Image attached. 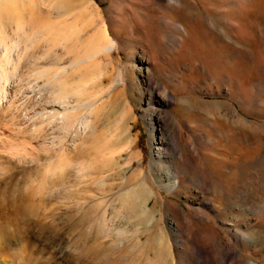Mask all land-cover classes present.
Here are the masks:
<instances>
[{
	"label": "rangeland",
	"instance_id": "374dc122",
	"mask_svg": "<svg viewBox=\"0 0 264 264\" xmlns=\"http://www.w3.org/2000/svg\"><path fill=\"white\" fill-rule=\"evenodd\" d=\"M193 1L191 0L192 3H194ZM157 2L160 4L158 5ZM157 2H154V0H0V76L4 77L1 79H6L5 76H7L6 80L9 82L8 88H6L9 94L6 92L5 99L2 94L0 116L2 118L6 117V113L10 110L17 111L14 116L18 114L17 118H14L15 121L18 119V123L14 120V124L9 121V124H7L8 122L5 123V120L0 121V129H2V124L4 125L3 132L0 134V238L3 237L5 230L12 231V229L16 231L15 235L17 236L14 240L12 239L13 241L7 239L5 240L6 242L0 241V264H16V262L17 264H114L115 260L113 261L112 258L117 256L115 249L118 246H115L117 243L113 239L114 244L112 243L111 245L110 242H112L111 238L117 235L115 233L104 234V231L105 229H116V227L110 225L111 227L108 228V226L104 225V222L109 221L114 212L117 217L116 219L113 215L116 220L114 222H117L118 219L120 222L124 220L130 226V218L128 220L126 215L123 218L122 216L124 215L119 211H110V213L105 214L106 216H102L103 214L100 212L102 204H99L98 200L95 201L96 198L94 197L86 198L85 195L90 194L91 190H86V187H84L85 182L77 170L88 165L103 164V162H108L111 157L115 155L117 157L118 154L121 158L126 159L130 147L136 153L128 166V172L133 171L135 168H140L144 171L149 169L152 149L144 120V112L142 111L146 106L148 86L142 80V73L138 71L142 63L151 68L153 81L161 83L169 94L174 95L178 100L167 104V109L171 110L172 115L175 117L171 118L173 120L171 122L175 123L176 118H181V125H183L182 134L194 144V148H190L186 147L185 142H181L182 156L171 144L167 161H179L178 167L185 182L187 180V182L191 181V185H195L201 190V193L198 194L197 199L191 201L182 187L181 191L178 189L175 192L160 187L152 175L156 191L159 190L165 200L176 202L184 210H187V213L193 219L195 218L192 220V226L198 227L197 231L198 236L200 235V240L203 243L205 242V244L207 243L206 245L213 251L212 253L217 259L225 260V253L236 251L241 247V251L250 254V250L244 248L249 245L256 251V255L252 253L248 255L253 258L256 257L255 259L260 261V264H264V229H262L264 225L258 224L249 228L254 225L251 223H256L259 220L264 223V141L260 142L262 141L261 139L257 140L254 137L241 139L235 125L231 121H226L225 123V120L218 118L214 111L209 108V105H206V107L209 106L207 109L206 107L205 109L196 107L188 113H181L182 110L177 108V106L180 108L182 104L188 107L189 104L185 102H187L189 97H200L206 100L221 98L232 101L223 94L209 93V83L212 84L213 81L209 78L204 80L203 76L200 75V71H197L198 69L188 68L184 66L186 65L184 62H192L193 64L198 62L213 63L214 69L220 67L237 74L247 87H251L252 84L258 81L256 68L250 61L235 56L227 57L223 55L227 50L224 42L218 39L215 34H212L213 32L204 26L202 22L195 21L185 15L181 17L179 15L180 12L170 9L167 5L168 3L164 0H157ZM195 2H197L195 4L200 9L202 16L210 17V21L216 19L219 24L223 25L224 17L238 18L242 26L237 33H239V36L242 35L241 39L244 42L249 44L254 56V62L264 64V39L260 29L264 21V0H195ZM240 9L241 11H239ZM174 12L179 14L175 15ZM147 18L154 20L153 22L149 20L153 24L156 23L154 27L157 26L159 28V24L163 28L161 27V30L156 31L158 29L152 28L153 24L148 22ZM184 18H187L186 20L188 21ZM156 19H159V23H157L158 21L155 22ZM137 20L139 23L136 22ZM164 20L166 21L164 22ZM169 21H171V25L166 26L165 24H168L167 22ZM124 22L128 24L126 25ZM179 23L186 29V34L182 30H178L181 28ZM137 26H141L145 30L144 35L139 32V29L137 30ZM177 27L180 28L177 29ZM120 30L123 32H120ZM153 31H156L158 35L155 34V36ZM108 32L113 38L115 47H111V50L102 51L108 43V40L104 42ZM148 32H152L151 34L154 37H151ZM174 33L175 36L173 35ZM97 35L100 37H96ZM96 38L99 40H95V44L94 39ZM151 38L154 39L151 40ZM157 38L160 40L159 43ZM171 38L173 39L171 40ZM153 40L157 42V46L160 44L158 49L162 48V50H156L158 54L154 52V48L150 50L152 53L148 52L152 46L150 43ZM177 40L178 42L176 43ZM92 41L94 44H92ZM96 46L97 48H95ZM146 54L151 59H146ZM142 58L146 62H142ZM157 59L160 60L158 61ZM216 59L218 62L214 63ZM76 61L78 62L76 63ZM157 63H159V66ZM174 63L176 68L173 67ZM169 64L172 65L170 66ZM125 65H129V68H126ZM62 66L66 67V71L61 72L62 74L60 73L61 76L59 78H57L58 76L52 77ZM132 67L134 68V74L130 70ZM96 69L101 71L100 75L97 74L98 76L95 72H100ZM204 72L207 73L206 71ZM93 74L94 76L90 77ZM12 76L14 77L12 78ZM167 76H169V79H165ZM109 78H113L112 81L108 80ZM97 80L101 84H98ZM2 83L0 85L1 90L5 87V82L3 81ZM87 83L90 84V87L95 84L96 87L100 86L101 88H96L93 85L94 88L91 87V90L89 86L88 88L86 87ZM131 85L134 86L131 87ZM221 85L223 86L219 82L218 86L220 88L222 87ZM213 86L212 84V88H216ZM237 87L235 84L233 89L236 90ZM259 88L261 89L254 93L257 92L255 95L264 99L262 85H259ZM86 89L90 93L92 91V93L88 92V95H86ZM59 90H62L72 100L71 104L73 105L71 106L75 107V110L70 115L87 116L93 123L96 122L95 126L98 130L95 131V135H91L89 130L81 131V135L76 134L77 129L75 128L79 126V123H77L66 137H61L64 136L62 134L64 132H59V125L51 122V116L48 117L44 112L39 113L45 109V111L54 109V106L51 104L47 105L46 101H54V95ZM110 93L111 95L114 93L115 96L114 94L111 96ZM86 100L93 101L95 104L92 107V112L91 110L88 111L84 105H81ZM232 102L235 104L234 101ZM112 104H114L113 107ZM81 106L84 107L82 108ZM121 106L127 111L122 109ZM43 108L45 109L42 110ZM259 108L260 106L256 107V105H253L251 110L255 112ZM3 109L7 111L2 114L4 112ZM122 112L124 115L120 114ZM126 112H128L127 115ZM259 112L263 111L260 109ZM23 115L25 118L21 119ZM119 115H122L123 119ZM249 116L264 122V116H261L262 118L252 114ZM122 120L124 124L127 122L126 125L122 124ZM183 120L187 121L186 124H188L184 125ZM118 121L121 124L118 123V125ZM27 122L29 123L27 124ZM162 124L165 126L164 122ZM121 125L124 126L120 127ZM48 126L50 127L46 128ZM116 126L119 127L116 128ZM125 126H131L130 136L135 139H133V143L136 144L134 147L131 146L133 144L130 145L129 143L130 137L127 136V139H124L126 137L125 133H123ZM117 130H119V133ZM113 131H116V133ZM37 132H41L39 133L40 135ZM74 134L76 135L74 136ZM115 134L120 137H116ZM163 134L168 137L169 129L165 128ZM121 137H123L122 139L125 143L120 141L122 140ZM92 138H95L96 141H93ZM90 142L93 144H90ZM114 143H117V145ZM60 144L64 145L61 147ZM120 144L122 145L120 146ZM92 146H97L99 149L97 150V148ZM62 149H65L66 155L68 154L66 160L74 164L69 165V167L67 165L66 169L64 168V161L66 160L61 154L63 153ZM193 151L194 154H192ZM189 154H191V157ZM105 156L107 157L105 158ZM254 156H259L256 159L257 161L255 160L252 163V172L259 181L257 184L251 178H246L245 174L235 175L234 173L235 162ZM182 162H187V167H184ZM67 163L69 164V162ZM167 165V162L159 163L157 167H154L153 173H162L167 168ZM185 169L190 174L184 171ZM203 173L208 175L214 183L219 182L218 180L225 182H230L229 180H231V183H236L238 192L234 194L232 201H223L209 189L200 187L197 178ZM239 182H241V185ZM246 182L252 184L253 187ZM175 194L177 195L175 196ZM97 204L99 205L97 206ZM195 209H202L206 212L205 214L213 215L215 223L209 222L205 217L202 218L198 213L196 214ZM217 213L219 214L216 215ZM221 214H224V216L222 215L224 218ZM18 215L24 219L22 223H16L18 222L17 219L20 218ZM24 216L26 217L24 218ZM107 216L110 218L107 219ZM230 216L233 219L235 217H237L236 219L243 218L244 216L253 218L250 224L240 226L241 231H245L244 233L248 234H246L248 241L241 240V236L239 239L238 233L228 229V224L225 225L223 223L228 222L227 220L232 218ZM163 218V227L171 235L166 218L164 216ZM183 226L182 230L185 232L186 226ZM129 229L132 228L130 227ZM132 230L135 229L133 228ZM94 236H96L97 240ZM236 236L238 237L236 238ZM225 239L233 243L224 246L223 241ZM126 254L122 256L123 258L121 257L120 261L122 262L120 264H126L127 262V264H137L130 259L131 254H127V256ZM178 255L180 256L178 264L188 263V261L184 260L183 253H178ZM193 256L197 263L201 262L199 255L193 254Z\"/></svg>",
	"mask_w": 264,
	"mask_h": 264
},
{
	"label": "bare ground",
	"instance_id": "6f19581e",
	"mask_svg": "<svg viewBox=\"0 0 264 264\" xmlns=\"http://www.w3.org/2000/svg\"><path fill=\"white\" fill-rule=\"evenodd\" d=\"M166 3H168L167 5L170 7V9H174L173 11H178L180 12L179 15H185L186 17H191L192 19H194L195 21H200L202 22V24L204 26H206L207 28L210 29L211 32H213L212 34H215L216 37L218 39H220L221 41L224 42L225 47L227 48V50L225 51V53L223 55L230 57V56H235L238 57L240 59H244L247 61H250L253 63V65L256 68L257 71V76H258V81L254 84L251 85V87H247L241 80V78H239L237 76V74H234L230 71H227L223 68L218 67V69H214L213 68V63L211 64H207L205 62H198V63H190V62H184V66H187L188 68H196L198 69L197 71H200V75L203 76L204 80H207L208 78L211 79L213 81V85L216 88H212V84L209 83V93H219V94H223L227 97H229L232 101L235 102V104L228 100V99H221V98H217V99H212V100H206L204 98H198V97H189L187 102L189 106L186 107L182 104L180 105L181 107L179 108L177 105V108L179 110H182V112L184 113H188L190 111H193V108H201V109H205L206 105H209L208 107L214 111V113L216 114V116H218V118L225 120L226 121H231L232 124L235 125L236 129L238 130V133H240L239 135L241 136V139L246 138V137H251V138H257V140H262L260 142L264 141V122L260 121L258 119H255L253 117H250L249 115H255L257 117H261L264 116V99L259 98L258 96H256L254 93L255 91H258L259 89V85H262V88L264 90V64H257L254 62V56L253 53L249 47V44H247L246 42L243 41V39H241L242 35L239 36V32L238 29H240V27L242 25H240L241 23L238 21V18H233V17H224L223 21L224 24L221 25V23L219 24V22L216 19H212V21H210V17L208 16H202L200 9L198 8L197 2H195V0L193 1L194 3L191 2V0H164ZM154 2H157V0H154ZM160 2V1H159ZM157 2V4L159 5L160 3ZM162 2V1H161ZM240 3V2H239ZM231 4V3H230ZM167 7V6H166ZM168 7V8H169ZM240 8V7H239ZM241 11V9L239 10ZM60 13V11H59ZM177 13L174 12V14L176 15ZM177 14V15H178ZM133 16V15H132ZM156 17V16H154ZM180 17V16H179ZM134 18V17H133ZM212 18V17H211ZM148 19V18H147ZM146 19V20H147ZM152 19V18H151ZM148 19V22H150ZM154 19V18H153ZM185 19V18H184ZM187 19V18H186ZM185 19V20H186ZM140 20V19H139ZM159 19H156V21H158ZM170 20V19H169ZM152 21V20H151ZM154 21V20H153ZM152 21V22H153ZM166 20H164L165 22ZM188 21V20H186ZM210 21V22H209ZM138 22V20L136 21ZM141 22H143L141 20ZM146 22V21H145ZM171 21L167 22L168 24H165L166 26L171 25L170 24ZM126 25L128 23L124 22ZM139 23V22H138ZM151 23V22H150ZM159 23V21L157 22ZM178 23V22H177ZM136 24V23H135ZM147 24V23H146ZM153 24V23H151ZM175 24V22H174ZM180 24V23H179ZM124 25V24H123ZM154 25H156V23H154L152 26V28H157V26L154 27ZM177 25V24H176ZM164 26V27H166ZM180 28L178 30H182L183 32H185L186 34V29L182 26V24L179 25ZM123 27V26H122ZM151 27V26H150ZM157 28L159 31L161 30L158 24ZM128 28V27H126ZM137 30L139 29V32L142 33V35H144V29L140 26V27H136ZM146 28V27H145ZM163 28V27H162ZM135 29V28H134ZM166 29V28H165ZM174 29V28H173ZM261 29V34L263 35V39H264V21L262 26L260 27ZM103 30V29H102ZM107 30V29H106ZM135 29V31H137ZM163 30V29H162ZM172 30V29H171ZM177 30V32H178ZM122 30H120L121 32ZM125 31V30H124ZM148 31V30H147ZM156 31L154 32V35L156 34ZM104 32V31H103ZM102 32V33H103ZM107 32V31H106ZM123 32V31H122ZM235 32V33H234ZM127 33V30H126ZM136 33V32H135ZM150 33V32H148ZM147 33V35H148ZM152 33V32H151ZM150 33L151 37L153 36ZM173 33V31H172ZM117 34V33H116ZM140 34V33H139ZM99 35V34H98ZM98 35L96 37H98ZM104 35V33H103ZM130 35V34H129ZM149 35V36H150ZM158 35V34H156ZM155 35V36H156ZM172 36V34H170ZM175 36V33L173 34ZM177 35V33H176ZM214 35V36H215ZM95 36V35H94ZM92 36V37H94ZM105 36V35H104ZM173 36V37H174ZM178 37H180V35H177ZM176 36V37H177ZM100 37V36H99ZM98 37V38H99ZM136 37V36H135ZM144 37V36H143ZM147 37V36H146ZM154 37V36H153ZM177 37V38H178ZM98 38L94 39L95 40H99ZM106 40L102 37L103 40H105L104 42H106L108 40V43L104 46L103 50H111V47H115L114 42H113V38L110 36L109 32L108 34H106ZM139 38V36H138ZM150 38V37H149ZM148 38V39H149ZM175 38V37H174ZM101 39V38H100ZM127 39V38H126ZM147 39V40H148ZM154 38H151V40ZM158 39V38H157ZM156 39V40H157ZM173 38H171L172 40ZM176 39V38H175ZM138 40V39H137ZM140 40V39H139ZM127 41V40H126ZM146 41V40H145ZM159 39H158V43H159ZM98 42V41H97ZM124 42V41H123ZM144 42V41H143ZM147 42V41H146ZM145 42V44H146ZM174 42V40H173ZM178 42V40L176 41V43ZM96 44V41L94 42ZM92 41V44H94ZM100 43V42H99ZM104 44V43H103ZM148 44V43H147ZM151 48H149V53H152V51H150L152 48L155 49L154 52H156V50L158 49V45L157 46V42L155 40H153L151 43ZM174 44V43H172ZM264 44V43H263ZM99 45V44H97ZM101 45V44H100ZM144 45V44H143ZM222 45V44H221ZM103 46V45H102ZM173 46V45H172ZM171 46V47H172ZM68 47V46H67ZM66 47V48H67ZM93 47V45H92ZM100 47V46H99ZM134 47V46H133ZM50 48V47H49ZM97 48V46L95 47ZM148 48H146L148 50ZM51 49V48H50ZM60 49V48H59ZM99 49V48H98ZM58 50V49H57ZM55 50V51H57ZM145 50V49H143ZM153 50V49H152ZM158 50H162V48H159ZM54 51V52H55ZM100 51V52H102ZM51 52V51H50ZM161 52V51H160ZM59 53V52H58ZM99 53V52H98ZM97 53V54H98ZM108 53V52H107ZM157 53V52H156ZM60 54V53H59ZM109 54V53H108ZM143 54V52H142ZM158 54V53H157ZM54 55V54H53ZM147 55V54H146ZM151 55V54H150ZM222 55V56H223ZM94 56V55H93ZM107 56V55H106ZM145 56V54H144ZM154 56V55H153ZM156 56V55H155ZM159 56V55H158ZM161 56V55H160ZM63 57V55H62ZM92 57V56H91ZM224 57V56H223ZM61 58V57H60ZM153 58V57H152ZM159 58V57H156ZM225 58V57H224ZM56 59V58H55ZM146 59H151L150 56L147 55ZM85 60V59H84ZM156 60V59H155ZM158 60V59H157ZM160 60V59H159ZM158 60V61H159ZM164 60V59H163ZM50 61V60H49ZM63 61V60H62ZM65 61V60H64ZM80 61V60H79ZM154 61V58H153ZM9 62V61H8ZM60 62V61H59ZM78 61H76L77 63ZM111 62V61H110ZM142 62H146L145 59L143 60L142 58ZM162 62V61H160ZM218 60H214V63H217ZM56 63V62H55ZM70 63V62H69ZM68 63V64H69ZM48 64V63H47ZM153 64V63H152ZM156 64V63H155ZM159 66V63H157ZM63 65V64H62ZM170 65V64H169ZM172 65V64H171ZM170 65V66H171ZM66 66V65H65ZM63 67L58 70L56 67V69L58 70L57 72H55L53 74L52 77H57L59 78V76H61V72H63L66 67ZM126 68H129V65H125ZM150 67H152L151 65H149ZM154 66V65H153ZM157 66V65H156ZM155 66V67H156ZM157 66V68H159ZM164 64L162 65L163 68ZM179 66V64H178ZM30 67V66H29ZM154 67V68H155ZM174 68H176V65L174 63L173 65ZM39 68V67H38ZM60 68V67H59ZM162 68H160L161 70H163ZM139 72L142 73V80L147 84L148 89H147V99H146V106L143 108V112H144V120H145V124L147 126L148 129V133H149V137H150V145H151V149H152V157L149 160V169L147 171H144L140 168H135L133 171L128 172V166L131 163V159L135 157V153L133 152L132 148L130 147V149L128 150V156L126 157V159L121 158L120 156L116 155L111 157L110 160L108 162H103V164H98V165H94V166H87V167H81L79 171L80 175L82 176V180H84V187H86V190H91L90 194H86V198L89 197H94L96 198L95 201H99V204L101 203V214H103L102 216H104L106 213H110V211H119L121 212L124 216H122L123 218H125V215L128 216V220H129V224L130 226H128V223H126L124 220H121L122 222L118 221L114 222V213L113 215H111L112 218H110L109 216H107V219H109V221L104 222L105 226L111 227L110 225H113L114 227H116V229H110V230H106L105 228V233L104 234H112L115 233L118 236L111 238V245L112 243L114 244L113 240L117 243L115 246H118L116 250V257H113V263L114 264H120L122 261H120L121 257L124 254H131L130 259H132L133 261H135L137 264H178L179 263V259L180 256L178 255V253H183V257L184 260L188 261V263L186 264H260V261H257V259H255L256 257H251L249 256L251 253L256 255V251L250 247L249 245L244 247V245L242 244V246L244 248L249 249L250 254L249 253H245L243 251H241L240 249H237L236 251L230 252V253H225V260H220L217 259L215 257V255H213V251L210 250L209 246L205 244V242L203 243L199 236H198V227L196 228L195 226H192V220H194L190 214L187 213V210H184L179 204H177L174 201H170V200H165L163 198V196H161V193L159 190L156 191V187L153 183V177L155 178L156 183L163 188H167L171 191H177L179 189V191H181V187L182 189H184L183 191H185L187 193V197H189V199L195 200L198 198V194L201 193V190H199L195 185H191V181L189 182H185L184 178L181 175V170L178 167L179 161L178 162H172L171 160L167 161L169 159L168 155H169V147L171 144H173L174 148L181 154L182 156V151H181V142H185L186 147H190L192 148L194 144L191 143V140L188 137H185V135L183 136L182 134V122L180 121V119L176 118V121H174L175 123H172L171 118H175L174 115H172V111L167 109V104H170L172 102L178 101L174 95H170L169 92L167 91V89L165 87H163V85L159 82H154L152 79V72H151V68L147 67V65H142L139 66L138 68ZM165 69V68H164ZM178 69V68H177ZM94 70V69H93ZM97 70V69H96ZM95 70V71H96ZM125 70V69H124ZM129 70V69H127ZM131 73L134 72V68H130ZM153 70V69H152ZM56 71V70H55ZM66 71V70H65ZM98 71V70H97ZM159 71V70H156ZM204 71H206L207 73H205ZM5 72V71H4ZM3 72V73H4ZM68 72V71H67ZM100 73H96L97 74H101V71H98ZM162 72V71H161ZM209 72V73H208ZM40 73V72H39ZM61 73V74H60ZM93 73V72H91ZM94 73V74H95ZM128 73V72H126ZM130 73V74H131ZM171 73V72H170ZM169 73V74H170ZM16 74V73H15ZM60 74V75H59ZM90 74V73H89ZM88 74V75H89ZM90 75V77L94 76ZM134 74V73H133ZM132 74V75H133ZM164 74V73H163ZM65 75V74H64ZM165 75V74H164ZM172 75V74H170ZM5 76V73H4ZM98 76V75H97ZM134 76V75H133ZM132 76V77H133ZM3 76H0V85L3 84L2 82L4 81L5 84L3 87V89L1 90V86H0V104L2 103V94H3V98H6V94L9 92L6 91V88H8V84L9 82L6 80L7 76H5L6 79H1ZM14 76H12L13 78ZM51 77V78H52ZM87 77V76H86ZM89 77V78H90ZM111 77V76H110ZM131 77V78H132ZM136 77V76H135ZM163 77V76H162ZM176 77V76H175ZM4 78V77H3ZM9 78V77H8ZM11 78V79H12ZM17 78V77H16ZM36 78V76H35ZM129 78V77H128ZM168 78L169 76L165 77V79ZM64 79V78H63ZM62 79V81H63ZM113 79V78H112ZM112 79H108L111 80ZM137 79V78H136ZM134 79V80H136ZM9 80V79H8ZM54 80V79H53ZM170 80H171V76H170ZM11 81V80H10ZM61 81V82H62ZM95 81V80H94ZM93 81V82H94ZM98 81V80H97ZM130 81V80H128ZM132 81V80H131ZM58 82V81H57ZM60 82V83H61ZM222 83L223 86L220 88L218 86V83ZM33 83V82H32ZM86 83V82H85ZM96 83V82H94ZM98 84L100 83V81L97 82ZM130 83V82H129ZM128 83V84H129ZM137 83V82H135ZM88 84V83H87ZM101 84V83H100ZM109 84V82H108ZM134 84V83H133ZM211 84V85H210ZM237 85V89L234 90L233 86ZM35 85V84H34ZM84 86H86L85 84H83ZM90 84H88L86 87L88 88ZM92 85V84H91ZM95 86V84H93ZM93 85L91 86L92 88ZM83 86V87H84ZM102 86V85H101ZM109 86V85H108ZM111 86V84H110ZM134 86V85H133ZM131 85V87H133ZM213 86V87H214ZM33 87V86H32ZM91 87L89 86V88L91 89ZM96 87V86H95ZM100 86L96 87L99 88ZM85 88V87H84ZM95 88V89H96ZM101 88V87H100ZM103 88V87H102ZM108 88V87H107ZM111 88V87H110ZM147 88V87H146ZM145 88V89H146ZM58 90V89H57ZM84 90V89H83ZM92 90V89H91ZM109 90V89H108ZM32 91V90H31ZM87 92L86 95H88L89 90L87 91V89L85 90ZM95 91V90H93ZM7 92V93H6ZM85 92V93H86ZM96 92V91H95ZM117 92V91H116ZM52 93V92H51ZM90 93V92H89ZM92 93V91H91ZM90 93V94H91ZM112 93V92H111ZM110 93V95H111ZM205 93V92H204ZM53 94H54V90H53ZM69 94V93H67ZM100 94V93H99ZM114 94V93H113ZM113 94L111 96H113ZM120 95V93H118ZM52 95V94H51ZM55 95H56V99H55ZM54 95V101H49L47 100L46 103L51 104L52 106H54L53 110L50 111H45L46 109L43 108L42 110L44 111H40L39 113H46V115L51 116V122L54 124L56 123V125H59L58 129L59 132H64L62 133L64 136L61 137H66L69 133L70 130L73 128H75V125L77 123H79L78 128L76 130V134H80V132H85L88 131L91 133V135H95V131L98 130L95 126V123H93L91 121V119L87 116H72V114L70 115V113L75 110V107H72L71 105V99L68 95L64 94L62 92V90H59L58 92H56ZM259 95V94H257ZM261 95V94H260ZM53 96V95H52ZM99 96V95H98ZM101 96V95H100ZM115 96V94H114ZM117 98V97H116ZM115 98V99H116ZM120 98V97H119ZM11 99V98H10ZM94 99V98H93ZM92 99V100H93ZM99 99V98H98ZM102 99V98H101ZM13 100V99H12ZM91 100V99H89ZM86 100L84 103H82L81 105H84L85 108L89 110H91L92 112V107L95 106V104L93 103V101H89ZM97 100V99H96ZM114 100V99H113ZM112 101V100H111ZM117 101V100H116ZM119 101V100H118ZM12 102V101H11ZM115 102V101H114ZM113 102V103H114ZM124 102V101H123ZM13 104V103H12ZM75 104V103H74ZM180 104V103H178ZM7 105V104H6ZM94 105V106H93ZM114 104H112L113 107ZM121 105V102H120ZM123 105V104H122ZM253 105H256V107L260 108L258 109V111L253 112V110H251L253 108ZM259 105V106H257ZM2 106V105H1ZM10 106V105H8ZM12 106V105H11ZM14 106V105H13ZM77 106V105H76ZM83 106V107H84ZM126 106V105H123ZM122 107V109H124ZM160 106V107H158ZM82 107V106H81ZM82 107V108H83ZM117 107V106H116ZM206 107V109L208 108ZM252 107V108H251ZM1 108V107H0ZM6 108V107H5ZM4 108V109H5ZM78 108V107H77ZM84 108V109H85ZM120 108V107H119ZM198 108V109H199ZM2 109V108H1ZM3 109V110H4ZM116 109V108H115ZM262 110L263 112H259V110ZM8 110V108H7ZM4 110L3 113H5ZM10 110V107H9ZM15 110V109H14ZM86 110V109H85ZM111 110V109H110ZM120 110V109H119ZM125 111H127L126 109H124ZM177 110V109H176ZM197 110V109H196ZM81 111V110H80ZM122 111V110H120ZM211 111V112H213ZM17 111H13L10 110L9 112H7L5 115L6 117L2 118L0 116V121H6L5 123H7L8 121L12 124L13 120L15 121V119L17 118V115L14 116V113ZM76 112V111H75ZM95 112V111H93ZM97 112V111H96ZM113 112V111H112ZM118 112V111H116ZM128 112H126L127 115ZM165 113V114H164ZM263 113V114H262ZM1 114V113H0ZM79 114V113H78ZM115 114V113H114ZM117 114V113H116ZM122 115H124V113H120ZM82 115V114H81ZM87 115V113H86ZM122 115H119L122 117ZM27 116V115H26ZM43 116V115H42ZM72 116V117H71ZM99 116V115H98ZM97 116V117H98ZM28 117V116H27ZM45 117V116H44ZM47 117V118H48ZM125 117V116H124ZM128 117H130L128 115ZM15 118V119H14ZM24 119L25 116L23 115L21 117V119ZM32 118V117H31ZM53 118V119H52ZM118 118V117H117ZM127 118V117H126ZM262 118V117H261ZM29 119V117H28ZM120 119V118H119ZM123 119V117H122ZM128 119V118H127ZM184 119V118H182ZM1 121V122H2ZM18 121V119H17ZM15 121V122H17ZM25 121V120H24ZM123 121V120H122ZM184 121V120H183ZM0 122V123H1ZM9 122L7 124H9ZM120 121L117 122V124ZM165 123V126L162 123ZM187 121H184L183 123L186 124ZM189 122V121H188ZM4 123V122H3ZM18 123V122H17ZM29 122H27L28 124ZM50 123V124H52ZM127 123V122H126ZM126 123L124 124V121L122 124L126 125ZM229 123V122H227ZM6 124V126H8ZM10 124V126H12ZM14 124V123H13ZM121 124V123H119ZM118 124V125H119ZM215 124V123H214ZM42 125V124H41ZM40 125V126H41ZM116 125V124H115ZM121 125L120 127L124 126ZM129 125V124H128ZM3 124H2V129H3ZM32 126V125H31ZM231 126V125H230ZM18 127V126H17ZM35 127V126H34ZM43 127V125H42ZM50 126L46 127L49 128ZM56 127V126H55ZM119 127V126H118ZM116 126V128H118ZM131 127V126H130ZM130 127H126L124 128V135L126 137H124V139H127V136L130 137L129 139V143L132 147H134L136 144L133 143V139L130 136ZM57 128V127H56ZM122 128V129H123ZM165 128L169 129V136L165 137L164 130ZM233 128V127H232ZM0 129V134L3 132V130ZM33 129V126H32ZM42 129V128H41ZM54 127L52 128V132H53ZM34 130V129H33ZM38 130V129H37ZM48 130V129H47ZM56 130V129H55ZM112 130V129H111ZM121 130V129H120ZM236 130V132H237ZM51 131V130H50ZM123 131V130H122ZM121 131V132H122ZM12 132V131H11ZM14 132V131H13ZM16 132V131H15ZM49 132V131H48ZM47 132V133H48ZM51 132V133H52ZM110 132V131H109ZM114 133H116V131H113ZM112 132V133H113ZM117 132L119 133V130H117ZM34 133V132H33ZM38 133V132H37ZM41 133V132H39ZM38 133V134H39ZM50 133V132H49ZM110 133V134H112ZM117 133V134H118ZM122 133V134H123ZM236 133V134H238ZM74 134V136L76 135ZM120 134V135H122ZM163 134V135H162ZM40 135V134H39ZM38 135V136H39ZM42 135V134H41ZM56 135V134H55ZM77 135V136H78ZM81 135V134H80ZM190 135V134H189ZM219 135V134H218ZM3 136V135H2ZM7 136V135H6ZM53 136V135H52ZM90 136V135H89ZM98 136V135H97ZM113 136V135H112ZM111 136V138H112ZM116 137H118L115 134ZM227 136V135H226ZM234 136V135H233ZM238 136V135H237ZM237 136H235L237 138ZM1 137V136H0ZM4 137V136H3ZM46 137V136H45ZM93 137V136H91ZM95 137V136H94ZM114 137V136H113ZM120 137V136H119ZM118 137V138H119ZM193 137V136H192ZM5 138V137H4ZM97 138V137H96ZM123 137H121L122 139ZM45 139V138H44ZM93 139V138H92ZM249 139V138H247ZM53 140V139H52ZM64 140V138H63ZM62 140V141H63ZM75 140V139H74ZM95 140V138L93 139V141ZM135 140V139H134ZM193 140V139H192ZM250 140V139H249ZM255 140V139H254ZM77 141V140H76ZM92 141V140H91ZM96 141V140H95ZM123 141L124 140H120ZM195 141V140H194ZM241 141V140H240ZM252 141V140H251ZM65 142V141H63ZM250 142V141H249ZM248 142V143H249ZM61 143V142H60ZM95 143V142H94ZM100 143V142H99ZM122 143V142H120ZM125 143V142H124ZM247 143V142H246ZM259 143V142H258ZM264 143V142H263ZM89 144V143H88ZM90 144H93L90 142ZM89 144V146H91ZM96 144V143H95ZM101 144V143H100ZM115 145H117V143H114ZM254 144V143H253ZM261 144V143H260ZM61 145V144H60ZM64 144L61 145V147ZM82 145V144H81ZM104 145V144H103ZM114 145V146H115ZM122 144H120L121 146ZM124 145V144H123ZM128 145V144H127ZM125 145V146H127ZM84 146V145H83ZM87 146V144H86ZM87 146V147H89ZM100 146V145H99ZM119 146V147H120ZM124 146V148H125ZM237 146V145H236ZM97 148V150L99 149L97 146H92ZM113 147V145H112ZM105 148V147H104ZM103 148V149H104ZM114 148V147H113ZM118 148V147H117ZM194 148V147H193ZM231 148V147H230ZM61 149V148H60ZM90 149V148H89ZM185 149V148H184ZM247 149V148H246ZM63 150V149H62ZM96 150V149H95ZM106 150V149H105ZM111 150V149H110ZM109 150V151H110ZM124 151V150H123ZM190 152V150H188ZM188 152V153H189ZM239 152V151H238ZM96 153V152H95ZM105 153V152H104ZM120 153V152H119ZM178 153V154H179ZM187 153V154H188ZM243 153V152H242ZM62 157L64 158V160H66L68 157L66 155V151L65 149L63 150ZM60 154V155H61ZM185 154V155H187ZM194 154V151L193 153ZM256 155V153H254ZM106 155V154H105ZM191 157V154H189ZM137 156V155H136ZM263 156V155H262ZM107 156H105L106 158ZM144 157V156H143ZM189 157V156H188ZM259 156H254V157H250L244 160H240L235 162V175L236 174H245L246 178L249 177L251 178L253 181H255V183L257 184L258 179L256 178L257 176H255V174H253L252 172V163H254V161L258 158ZM62 158V159H63ZM181 158V157H180ZM186 158V157H185ZM263 158V157H262ZM182 159V158H181ZM195 159V158H194ZM71 160V159H69ZM188 160V159H187ZM62 161V160H61ZM185 161V160H183ZM257 161V160H256ZM64 168L66 169V166L69 167V165H74L71 164L70 161H64ZM69 162V164L67 163ZM79 162V161H78ZM162 162H167V168H165L164 171H162V173H153V169H155L154 167H157V165L159 163ZM191 162V161H190ZM196 162V161H195ZM183 163V162H182ZM187 163V162H186ZM186 163L184 162V167H187ZM62 164V163H61ZM165 164V163H164ZM232 165V166H233ZM255 165V164H254ZM82 166V165H80ZM169 166V167H168ZM179 166H183V165H179ZM190 166V165H189ZM256 166V165H255ZM74 167V166H72ZM254 167V166H253ZM63 168V169H64ZM83 168V169H82ZM197 168V167H196ZM227 168V167H226ZM233 168V167H232ZM237 170V172H236ZM64 171V170H63ZM186 172L189 173L188 170H184ZM260 173V172H259ZM190 174V173H189ZM261 174V173H260ZM153 175V177H151ZM229 175V174H228ZM230 176V175H229ZM232 176V175H231ZM198 177V175H197ZM242 178V177H241ZM245 178V181H246ZM261 178V177H260ZM187 179V178H186ZM199 181V185L202 188H206L209 189V191H211L213 194H215L216 196H218L220 199L224 200H231L234 197V194H236V192H238V188H236L237 186L234 183H231V180H229L230 182H225L222 180H218L219 182L214 183L211 178L206 175V174H200V176L197 178ZM219 179V178H218ZM239 179V178H238ZM244 179V178H243ZM250 179V180H251ZM233 180V178H232ZM241 180V179H240ZM261 180V179H260ZM239 181V180H238ZM243 181V180H241ZM249 181V180H248ZM235 182V179H234ZM244 182V181H243ZM251 182V181H250ZM241 182H239L240 184ZM248 183V182H246ZM262 183V182H260ZM259 183V184H260ZM250 184V183H248ZM198 185V186H199ZM235 185V186H234ZM241 185V184H240ZM252 187L253 185L250 184ZM258 186V185H257ZM244 189V188H242ZM85 190V188H84ZM182 191V192H183ZM243 191V190H241ZM246 191V190H245ZM203 192V191H202ZM241 193V192H240ZM180 194V193H179ZM185 194V193H184ZM253 194V193H252ZM256 194V193H255ZM177 194H175L176 196ZM238 195V194H237ZM236 195V197H237ZM240 195V194H239ZM243 195V194H242ZM248 195V194H247ZM251 196V195H250ZM211 197V196H210ZM239 197V196H238ZM248 197V196H247ZM237 199V198H236ZM220 201V200H219ZM232 201V200H231ZM258 201V200H257ZM188 202V201H187ZM230 202V201H229ZM238 202V201H237ZM246 203V202H245ZM255 203V202H254ZM97 204V206L99 205ZM238 204V203H237ZM236 204V205H237ZM234 205V204H232ZM246 205V204H245ZM226 206V204H225ZM223 206V207H225ZM238 206V205H237ZM189 207H191L189 205ZM193 207V206H192ZM222 207V208H223ZM229 208V207H228ZM233 209V208H232ZM192 210V209H191ZM194 210V209H193ZM224 210V209H222ZM248 210V209H247ZM196 211V212H195ZM195 213L199 214L200 216L205 217L206 220H208L209 222H214V218L213 215L209 216L208 214H205L206 212H204L202 209H195ZM227 211V210H226ZM230 211V210H229ZM190 212V211H189ZM222 212V211H221ZM232 212V211H231ZM253 213V212H252ZM100 214V216H101ZM194 214V213H193ZM219 213H217L216 215H218ZM227 214V213H226ZM231 214V213H230ZM21 215V214H20ZM117 215V214H116ZM224 216V214H221V216ZM239 215V214H238ZM243 216V214H241ZM19 216V215H18ZM22 216V215H21ZM106 216V215H105ZM115 216V215H114ZM121 216V215H120ZM120 216H118L120 218ZM163 216L166 218L167 221V225L169 227V232H171V235L167 233V231L164 229L163 224H162V219ZM222 216V217H223ZM233 216V214H232ZM230 216V217H232ZM20 217V216H19ZM26 216H24L25 218ZM121 217V218H122ZM221 217V219H222ZM254 217V216H253ZM106 218V217H105ZM115 218L117 219V217L115 216ZM120 218V219H121ZM122 218V219H123ZM224 218V217H223ZM227 218V217H226ZM235 217V219L229 218L227 221L228 222H223L225 225L228 224V229L232 230L233 232L238 233L237 235L241 236V240L243 241H248L247 239V235L241 231L240 226L243 225H248L250 224L251 220L253 219L252 217H247L244 216L243 218H238ZM218 219V218H216ZM220 219V217H219ZM18 222L16 223H22V221H24L23 218H19L17 219ZM102 220H104L102 218ZM116 221V220H115ZM207 221V222H208ZM221 221V220H220ZM224 221V220H222ZM215 223V222H214ZM222 223V224H223ZM254 225H251L249 228H251L252 226L255 225H264V223H261L260 220L257 221L256 223H251ZM185 225L186 229L185 232L182 230V226ZM142 229H140L141 227ZM183 226V227H185ZM134 228L135 230L129 229V228ZM139 227V228H138ZM240 228V229H238ZM138 229V230H136ZM184 229V228H183ZM264 229V228H262ZM19 230V229H18ZM101 230V229H100ZM220 231V230H219ZM253 231V230H252ZM201 232V231H200ZM204 232V231H203ZM248 232V231H247ZM250 232V231H249ZM258 232V231H257ZM16 231L12 229L11 230H5V232L3 233V237L0 238V241L3 240V242H6L5 240H9L11 241L12 239L14 240V238H17V236L15 235ZM251 233V232H250ZM253 233V232H252ZM260 233V232H259ZM203 234V233H202ZM114 235V234H113ZM254 235V234H253ZM112 236V235H111ZM216 236V235H215ZM219 236V235H217ZM226 236V235H225ZM236 236V238L238 237ZM251 236V235H250ZM258 236V235H257ZM96 236H94L95 238ZM108 237V235H107ZM106 237V238H107ZM190 237V238H188ZM205 237V235H204ZM208 237V236H207ZM255 237V236H254ZM217 238V237H216ZM215 238V239H216ZM235 238V240H236ZM80 239V238H79ZM97 240V238H95ZM113 239V240H112ZM205 239V238H204ZM219 239V238H218ZM256 239V238H255ZM12 240V241H13ZM88 240V239H87ZM117 240V241H116ZM8 241V242H9ZM94 241V240H93ZM238 241V239H237ZM103 242V241H102ZM239 242V241H238ZM254 242V241H253ZM258 242V241H257ZM97 243V242H95ZM221 243V240H220ZM229 243H233L231 241L228 240H224L223 241V245H229ZM247 243V242H246ZM93 245V244H92ZM107 245V244H106ZM222 245V244H220ZM241 245V244H240ZM100 246V245H99ZM91 247V246H90ZM95 247V245H94ZM228 247V246H227ZM99 248V247H98ZM112 248V247H110ZM107 249V248H106ZM223 249V248H222ZM221 249V250H222ZM88 250V249H87ZM94 250V248H93ZM103 250V249H102ZM105 250V249H104ZM111 250V249H109ZM112 251V250H111ZM95 252V251H94ZM107 252V251H106ZM105 252V253H106ZM114 252V251H112ZM216 253V251H214ZM104 253V255H105ZM26 254V253H25ZM126 254V256H127ZM193 254H197L199 255L198 257H200L201 262L197 263L196 260L194 259ZM249 254V255H248ZM261 254V253H260ZM112 255V254H111ZM110 255V257H111ZM253 256V255H252ZM30 257V256H29ZM123 258V257H122ZM105 259V258H104ZM110 259V258H109ZM129 260V259H128ZM19 261V260H18ZM120 261V262H119ZM185 262V261H184ZM21 263V262H20ZM128 263V262H127ZM126 263V264H127ZM134 263V262H133ZM14 264V263H11ZM17 264V262H16ZM262 264V263H261Z\"/></svg>",
	"mask_w": 264,
	"mask_h": 264
}]
</instances>
